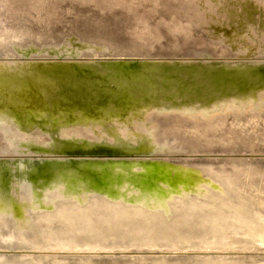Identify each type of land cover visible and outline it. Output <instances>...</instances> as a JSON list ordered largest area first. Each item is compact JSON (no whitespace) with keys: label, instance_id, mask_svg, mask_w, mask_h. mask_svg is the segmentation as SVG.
<instances>
[{"label":"bare ground","instance_id":"bare-ground-1","mask_svg":"<svg viewBox=\"0 0 264 264\" xmlns=\"http://www.w3.org/2000/svg\"><path fill=\"white\" fill-rule=\"evenodd\" d=\"M204 35L263 58L165 61ZM52 129L66 147L32 155ZM240 153L264 156V0H0V248L39 247L0 264H264Z\"/></svg>","mask_w":264,"mask_h":264},{"label":"rangeland","instance_id":"rangeland-1","mask_svg":"<svg viewBox=\"0 0 264 264\" xmlns=\"http://www.w3.org/2000/svg\"><path fill=\"white\" fill-rule=\"evenodd\" d=\"M87 7V6H86ZM128 10V12H123L124 14L126 13V15H132L135 14V11H137V9H135V11H131ZM53 12L49 11V14H52ZM128 13V14H127ZM138 13V11L136 12ZM228 31V29H226ZM210 34V33H209ZM208 35V34H207ZM205 36L197 39L195 38V40H197V43L193 44L192 46V50L194 52V54L190 57H169L166 58L164 57L165 61H174V60H190L187 62H217V61H225V60H229V59H241V60H246V59H256V58H263V57H259L256 55H241L239 52L232 50L229 46L228 43L225 41H220V40H211L209 36ZM39 46L38 45H34L33 48H28L26 51H23L21 54V58L23 57L24 59H40L43 58V56L40 55H35L37 53H39ZM54 51H59L60 52V61H67L68 59H86L83 55H75V50L73 48H63L61 47L58 50H54ZM72 54L70 56L66 55V54ZM219 53V54H217ZM231 54V55H230ZM91 58V57H90ZM103 60L107 61L108 64H117L120 66H125L127 67L128 70L131 69H138V67L140 65L143 64V61H147V63L151 64V62H154V59L151 58V56H147V57H124V56H120V57H116V58H112V57H102ZM142 61V62H141ZM149 124H155L157 123V125L155 126H161L163 127L165 123H167L163 118H157L154 115H152L150 117ZM184 125V124H183ZM185 130L188 132L189 131V127H187V124H185V127H181V129L177 132L179 136H187V133H185ZM42 132H44V130H42ZM53 132H55V129L52 130H48V134L47 135H40V134H36V136H32V138L36 139V142H32L30 143L31 145H34V153H31L34 156H44V155H53L52 153H50V151H52L53 149L51 147H55L58 146L60 148L62 147H66L65 144H63L60 141V138L58 137L57 133H54V135L52 134ZM169 138V137H167ZM27 141V140H26ZM28 142V141H27ZM6 145H10V143H6ZM84 146H77V148H81ZM5 150V149H4ZM7 151V149H6ZM42 152V153H40ZM242 153V152H241ZM240 153V154H241ZM239 154V153H237ZM236 156V155H235ZM160 157L163 158H170L171 156H167V155H162ZM236 159L239 160V158H247L249 159V161L251 162V164L255 161L258 160L260 161V163H254V164H258V165H262L264 166V156L263 155H257V156H249V155H243L241 154V156L235 157ZM257 161V162H258ZM256 162V161H255ZM253 165V164H252ZM38 246H34V247H30V248H20V249H8V248H0V250L5 251L6 254L8 255H13V253L15 252H27V251H36L38 250ZM116 253V254H115ZM118 253V254H117ZM121 253V254H120ZM142 253V254H141ZM157 254V253H162L159 251H145V252H140V254L142 256L144 255H151V254ZM168 253V252H167ZM112 256H121L123 254H125V252H119V251H113L110 253ZM169 254L171 255H176L179 256L181 255L180 253H172L169 252Z\"/></svg>","mask_w":264,"mask_h":264}]
</instances>
